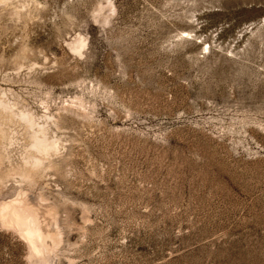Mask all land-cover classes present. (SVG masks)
<instances>
[{"label":"rangeland","instance_id":"obj_1","mask_svg":"<svg viewBox=\"0 0 264 264\" xmlns=\"http://www.w3.org/2000/svg\"><path fill=\"white\" fill-rule=\"evenodd\" d=\"M0 101V264H264V0H0Z\"/></svg>","mask_w":264,"mask_h":264},{"label":"bare ground","instance_id":"obj_2","mask_svg":"<svg viewBox=\"0 0 264 264\" xmlns=\"http://www.w3.org/2000/svg\"><path fill=\"white\" fill-rule=\"evenodd\" d=\"M83 41H82V44L80 46H83ZM80 48V47H79ZM76 49V48H75ZM78 50V49H77ZM0 105H2L3 107L5 108H9L7 104L3 103L2 101H0ZM22 117H24L32 126H34V120L33 118L31 117L30 114L28 113H22L21 114ZM38 130L34 131L33 133V144L32 146L34 147V149H36L35 151L38 152V155H33L28 157V159L26 160L27 162V165H29L24 171H23V176L24 177H27L28 176V170L31 168L32 169H39L40 167H42L43 165V160H44V157L47 156L50 152V150L52 149H56V146H57V141L56 140H51L49 141V139L47 138V136L45 135V128L44 127H40L38 126ZM22 174V173H21ZM16 202V200L14 201ZM21 202V200H20ZM25 201H23L24 203ZM32 207V206H31ZM4 217L5 219L8 218V221L10 223L16 221L15 218H20V220H23V224L22 222H20V225L21 226V231L22 233L26 236V238L29 240V243L31 245L32 248L36 249L35 248V244H38L39 247H41L42 245H44L46 243L45 239L46 237L42 235V232H44L43 230L46 229L47 227L48 228H51V226H48L47 223H45L46 221L48 220H43L45 222H43L45 224V227L43 230L41 227H39L37 224V220H35L36 218H41L39 216H44L43 213H36V210L34 212L33 209L29 208H25L23 207V205L21 203H17V204H7L5 207H4ZM45 217V216H44ZM14 218V219H13ZM24 218V219H23ZM26 218L29 220H26ZM13 219V220H12ZM7 220V219H6ZM32 220V221H31ZM42 220V219H41ZM17 222V221H16ZM42 223V225H43ZM13 224H17V223H13ZM12 224V225H13ZM33 224V225H32ZM22 225H24L22 227ZM18 227V226H17ZM40 228V229H38ZM47 230V229H46ZM52 229H50L49 231H51ZM52 232V231H51ZM50 233V232H48ZM50 235V234H49ZM51 237V236H50ZM49 237V239H50ZM52 239V238H51ZM55 239V238H54ZM56 240V239H55ZM51 241V240H50ZM53 241V240H52ZM51 241V242H52ZM49 243V241H47ZM54 243V241H53ZM51 244V243H50ZM52 245V244H51ZM55 245V244H53ZM52 245V246H53ZM51 246V247H52ZM35 251V250H34ZM38 251V250H37Z\"/></svg>","mask_w":264,"mask_h":264}]
</instances>
